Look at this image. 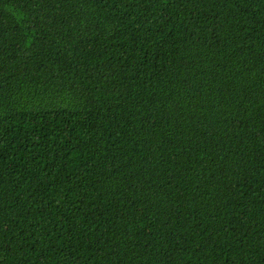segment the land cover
I'll return each mask as SVG.
<instances>
[{
	"label": "trees",
	"instance_id": "trees-1",
	"mask_svg": "<svg viewBox=\"0 0 264 264\" xmlns=\"http://www.w3.org/2000/svg\"><path fill=\"white\" fill-rule=\"evenodd\" d=\"M0 264H264V0H0Z\"/></svg>",
	"mask_w": 264,
	"mask_h": 264
}]
</instances>
